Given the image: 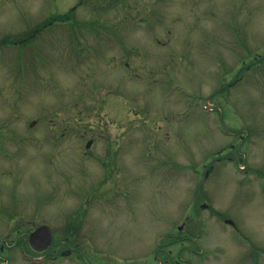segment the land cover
Returning a JSON list of instances; mask_svg holds the SVG:
<instances>
[{"label": "rangeland", "instance_id": "374dc122", "mask_svg": "<svg viewBox=\"0 0 264 264\" xmlns=\"http://www.w3.org/2000/svg\"><path fill=\"white\" fill-rule=\"evenodd\" d=\"M262 54L264 0H0V264H264Z\"/></svg>", "mask_w": 264, "mask_h": 264}, {"label": "flooded vegetation", "instance_id": "af4514ba", "mask_svg": "<svg viewBox=\"0 0 264 264\" xmlns=\"http://www.w3.org/2000/svg\"><path fill=\"white\" fill-rule=\"evenodd\" d=\"M260 58V60H258ZM253 61H255L253 63V65L249 66V68L251 67H256V66H259L263 61H264V55H255V58L253 59ZM257 62V63H256ZM118 151L115 152V155H113L114 157H116V154ZM114 153V152H112ZM117 162H115L116 164ZM118 164V163H117ZM115 167H117V165H115ZM118 168V167H117ZM119 169V168H118ZM117 173V172H116ZM20 221V220H19ZM18 221V222H19ZM24 223V222H23ZM20 222V224H15L13 225V229L12 231H15V232H22L23 230L21 229L22 227L25 228V224H23ZM40 226H44V225H40ZM39 226V227H40ZM47 226V225H45ZM12 227V225L10 226ZM38 228V227H37ZM35 228V229H37ZM34 229V230H35ZM32 230V231H34ZM51 230V229H50ZM30 231V233L32 232ZM29 233V235H30ZM52 233V232H51ZM29 240V239H28ZM26 243V240L24 241ZM24 242H22V245L19 246V253H18V258H16V256H13V258L16 260V261H20L21 263H25V264H58V262L61 260V261H69L71 259V256L73 254V250L71 248H65L63 250H60L58 252L57 249H53V244L51 242V244L49 245V247L47 249H45L44 251H37L35 250L31 244L29 243L30 245V248L33 250V252L35 253H40L41 256L39 257H36V256H33L31 254H28L26 252V250L24 249ZM5 243H6V240L3 241L2 245L0 246V252L4 253L6 246H5ZM63 244H67L66 242ZM16 246V245H15ZM14 246V247H15ZM10 247V246H8ZM10 252V251H9ZM43 253V254H42ZM9 255V254H8ZM9 258L4 260V263L3 264H12V258L10 257V255L8 256ZM14 262V261H13Z\"/></svg>", "mask_w": 264, "mask_h": 264}, {"label": "water", "instance_id": "95a60500", "mask_svg": "<svg viewBox=\"0 0 264 264\" xmlns=\"http://www.w3.org/2000/svg\"><path fill=\"white\" fill-rule=\"evenodd\" d=\"M92 142L89 141L86 145L87 148H90ZM205 208L206 205H203ZM228 223L232 224V222L227 221ZM52 242V233L48 226H40L34 231H32L29 235V243L31 246L37 251H44L49 247Z\"/></svg>", "mask_w": 264, "mask_h": 264}]
</instances>
